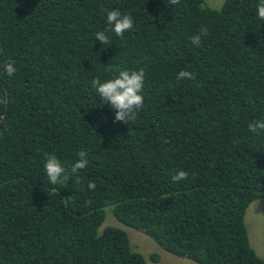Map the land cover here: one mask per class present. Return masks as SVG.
Wrapping results in <instances>:
<instances>
[{
  "label": "trees",
  "instance_id": "16d2710c",
  "mask_svg": "<svg viewBox=\"0 0 264 264\" xmlns=\"http://www.w3.org/2000/svg\"><path fill=\"white\" fill-rule=\"evenodd\" d=\"M259 2L0 0V264H147L123 228L99 229L107 207L198 264H264L244 223L264 198V132L248 128L264 120ZM115 8L134 27L104 46L95 33ZM117 68L146 73L128 124L92 86ZM182 69L195 79L177 81ZM80 151L88 165L74 175ZM49 154L65 167L56 185ZM179 170L188 179L173 182Z\"/></svg>",
  "mask_w": 264,
  "mask_h": 264
},
{
  "label": "clouds",
  "instance_id": "9594fccd",
  "mask_svg": "<svg viewBox=\"0 0 264 264\" xmlns=\"http://www.w3.org/2000/svg\"><path fill=\"white\" fill-rule=\"evenodd\" d=\"M172 5L179 3V0H170ZM256 15L259 19L264 20V0H260L257 5ZM106 27L103 31L95 33V40H99L103 45H110L112 41L106 34L107 32H114L116 36L123 37L124 33L133 29L134 20L130 14L122 13L119 8L109 10L107 12ZM208 28L201 27L199 31L191 37L194 45L199 46L202 38L208 36ZM109 71L112 69L109 68ZM4 71L8 76H12L16 72L15 62L9 61L4 65ZM116 71L118 75L112 79L101 81L99 77L93 79L92 86L103 99L105 104H110L117 111L115 112V120L128 124L129 121H134L140 110L144 105V82L145 69L138 70L119 69ZM183 79H195V74L191 71L180 70L177 74V81ZM7 98H0V104H6ZM249 131L254 134L264 132V120H255L248 125ZM88 165V159L85 151L78 153V159L72 164L71 172L75 175L80 170H83ZM44 169L51 185H56L60 177L65 172L61 160L55 154H49L46 158ZM188 172L179 170L171 179L173 182L188 179ZM89 190H95L96 183L94 181L88 182Z\"/></svg>",
  "mask_w": 264,
  "mask_h": 264
},
{
  "label": "rangeland",
  "instance_id": "374dc122",
  "mask_svg": "<svg viewBox=\"0 0 264 264\" xmlns=\"http://www.w3.org/2000/svg\"><path fill=\"white\" fill-rule=\"evenodd\" d=\"M224 0H204L206 5L212 8H220ZM105 219L100 225L101 230L104 225H112L123 228L129 238L131 248L140 252L146 259L147 264H198L186 256L174 255L160 246L151 236L140 229L126 226L119 222L107 207ZM109 211V212H108ZM244 223L251 247L255 253L264 258V198L252 201L245 212ZM157 254L158 260L150 259L151 254Z\"/></svg>",
  "mask_w": 264,
  "mask_h": 264
}]
</instances>
